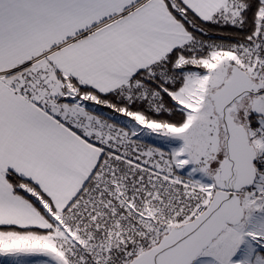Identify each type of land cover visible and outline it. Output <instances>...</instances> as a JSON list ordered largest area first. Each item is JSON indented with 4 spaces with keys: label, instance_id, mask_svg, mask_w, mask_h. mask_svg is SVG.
<instances>
[{
    "label": "snow or ice",
    "instance_id": "obj_1",
    "mask_svg": "<svg viewBox=\"0 0 264 264\" xmlns=\"http://www.w3.org/2000/svg\"><path fill=\"white\" fill-rule=\"evenodd\" d=\"M0 264H264V0H0Z\"/></svg>",
    "mask_w": 264,
    "mask_h": 264
}]
</instances>
